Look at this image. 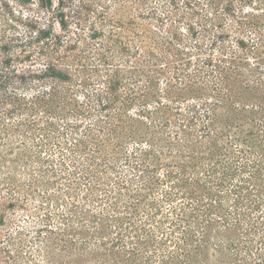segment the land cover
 <instances>
[{
  "label": "trees",
  "instance_id": "trees-1",
  "mask_svg": "<svg viewBox=\"0 0 264 264\" xmlns=\"http://www.w3.org/2000/svg\"><path fill=\"white\" fill-rule=\"evenodd\" d=\"M38 146L0 264H264V0H0L4 228Z\"/></svg>",
  "mask_w": 264,
  "mask_h": 264
},
{
  "label": "rangeland",
  "instance_id": "rangeland-1",
  "mask_svg": "<svg viewBox=\"0 0 264 264\" xmlns=\"http://www.w3.org/2000/svg\"><path fill=\"white\" fill-rule=\"evenodd\" d=\"M13 8L16 11H20L21 14L26 13L25 9H21L18 5L14 4ZM16 13L18 15V12H16ZM219 113H220V115H223L225 113V110H220ZM133 114H135V113H133ZM36 137L39 138L40 134H36V136H34L31 133L30 134L31 139L29 138L26 141V143H28L29 145L32 143L34 144V141H36V139H35ZM38 145H41V143ZM40 149L41 148L38 146V148H35L33 150H29L27 152V156H25L24 158L27 157L26 162H29V165H26V162H22L19 160L16 170L15 169L12 170L13 175L15 176V181L17 183V186H19V188L16 190L15 196L20 200V203H23V205H26V208L16 207L15 209L14 208L9 209L8 215L11 217H15V221L13 222V225L10 229L0 226L1 233H3L2 234L3 236H1L2 237L1 238L2 239L1 245H5V247L7 246L6 245L7 244V237H9V233H12V235H14L15 231L21 230L22 227H28L27 225H29L30 222L34 219V212L38 209V205H40L42 203V199L40 197H38V193H40L41 191H44V189H45V187H44L45 183L44 182L55 181L54 180L55 177L51 176L54 172L52 169L51 163L43 165V163L41 161H39V163H37V162L33 163L31 161L33 158H35L36 160L43 159V161L48 159V155L45 153V151L43 150V153H41L39 151ZM50 149L53 152V148L52 147L50 148V146H49V150ZM127 149H130V151H131L132 148L128 147ZM21 150H22V148H20V151ZM127 152H128V150H127ZM55 170H57V169H55ZM8 171H10V170H8ZM8 171H7V169H5V171H3V173H7ZM43 171H45V172H43ZM3 173H2V175H3ZM34 178L40 179L41 183L33 185L32 180ZM49 184L50 183H48V185ZM50 186H52V184Z\"/></svg>",
  "mask_w": 264,
  "mask_h": 264
}]
</instances>
